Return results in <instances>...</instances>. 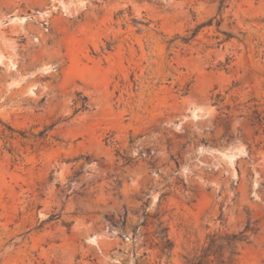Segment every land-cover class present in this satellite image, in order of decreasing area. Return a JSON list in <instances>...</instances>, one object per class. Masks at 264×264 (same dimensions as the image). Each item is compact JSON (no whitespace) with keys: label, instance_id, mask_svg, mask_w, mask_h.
I'll list each match as a JSON object with an SVG mask.
<instances>
[{"label":"rangeland","instance_id":"1","mask_svg":"<svg viewBox=\"0 0 264 264\" xmlns=\"http://www.w3.org/2000/svg\"><path fill=\"white\" fill-rule=\"evenodd\" d=\"M255 110L264 0H0V264H264Z\"/></svg>","mask_w":264,"mask_h":264},{"label":"trees","instance_id":"2","mask_svg":"<svg viewBox=\"0 0 264 264\" xmlns=\"http://www.w3.org/2000/svg\"><path fill=\"white\" fill-rule=\"evenodd\" d=\"M256 114L255 118L257 120V124L264 128V110L263 115L262 113H258L257 110L254 111ZM159 237L163 241L162 250L166 249H172L173 243L169 239L168 236V228L163 227L159 231ZM246 240V234L245 231H240L238 233H233L231 235L225 236V238H212L211 243L208 248L204 249L208 251V253H204L202 255L194 256L192 260L188 262V264H208V262L205 260L207 256L213 255H220L221 257H224L226 251L230 253L229 260H232V257L237 254L236 248L237 244ZM211 254H210V253ZM224 262V261H222Z\"/></svg>","mask_w":264,"mask_h":264}]
</instances>
